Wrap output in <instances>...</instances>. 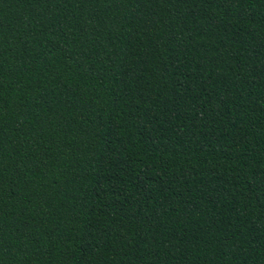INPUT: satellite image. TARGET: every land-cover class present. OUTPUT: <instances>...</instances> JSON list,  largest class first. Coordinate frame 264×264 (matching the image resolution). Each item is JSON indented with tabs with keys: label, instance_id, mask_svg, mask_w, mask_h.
<instances>
[{
	"label": "trees",
	"instance_id": "16d2710c",
	"mask_svg": "<svg viewBox=\"0 0 264 264\" xmlns=\"http://www.w3.org/2000/svg\"><path fill=\"white\" fill-rule=\"evenodd\" d=\"M0 264H264V0H0Z\"/></svg>",
	"mask_w": 264,
	"mask_h": 264
}]
</instances>
